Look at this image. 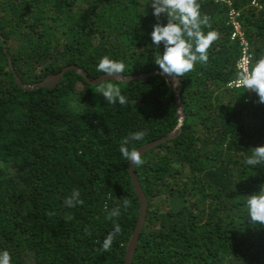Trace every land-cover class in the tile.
<instances>
[{
	"label": "trees",
	"instance_id": "16d2710c",
	"mask_svg": "<svg viewBox=\"0 0 264 264\" xmlns=\"http://www.w3.org/2000/svg\"><path fill=\"white\" fill-rule=\"evenodd\" d=\"M147 3L0 0V252L10 264H124L140 201L119 149L132 133L144 132L128 145L136 151L176 127L170 82L151 75L91 85L69 70L54 86L26 90L7 56L27 86L70 66L94 80L105 74L96 70L103 57L122 62L123 77L160 72ZM197 3L208 18L202 31L217 38L207 63L176 78L179 132L134 166L146 211L131 264H264V225L249 223L245 207L264 185V164H246L264 146V104L227 88L241 52L229 14H239L251 69L264 59V0ZM108 84L124 104L100 95ZM74 191L82 203L69 207ZM117 224L120 233L101 250Z\"/></svg>",
	"mask_w": 264,
	"mask_h": 264
},
{
	"label": "clouds",
	"instance_id": "9594fccd",
	"mask_svg": "<svg viewBox=\"0 0 264 264\" xmlns=\"http://www.w3.org/2000/svg\"><path fill=\"white\" fill-rule=\"evenodd\" d=\"M147 4H150L152 15L157 19L149 35L151 45L155 46L152 47L155 50L154 64L158 66L161 75L173 79L180 78L192 71L195 64L207 63V50L217 36L214 31L207 33L202 31L201 26L207 24L208 18L201 17L197 0H148ZM161 16L166 17V23L160 22ZM161 45L163 51L160 50ZM96 70L109 77L122 76L120 74L124 71V64L103 57L96 65ZM237 81L244 90L254 92L259 98V103L264 104V59L257 60L250 70L244 69L238 72ZM99 92L108 103L114 102V98L120 104L126 102L120 89L112 84L99 89ZM143 137L142 131L132 133L124 139L119 149L122 157L134 166L142 163L140 153L130 150L128 145L133 141L142 140ZM246 164L250 167L264 164V146L252 149ZM65 203L69 207L74 206L75 203H82L79 200V192L74 191ZM245 207L249 223L264 225V185L260 186L258 193L247 197ZM119 212V208H115L110 215L118 216ZM120 231V226L115 225L113 231L103 240L101 250L107 251L114 236ZM10 260L11 257L7 251L0 252V264H10Z\"/></svg>",
	"mask_w": 264,
	"mask_h": 264
},
{
	"label": "water",
	"instance_id": "95a60500",
	"mask_svg": "<svg viewBox=\"0 0 264 264\" xmlns=\"http://www.w3.org/2000/svg\"><path fill=\"white\" fill-rule=\"evenodd\" d=\"M0 39H1V43H2L3 49L6 52L1 36H0ZM7 58H8V65L10 67L11 72L13 73L15 81L17 82V84L21 88L26 89V90L27 89H34V88H37L39 86H44V87L54 86L63 78L64 74L67 71H69V70H73L75 73H77L79 75H82L84 77L85 81L87 83L91 84V85H97V84L103 83V82L108 81V80L115 81V82H128V81H134V80H138V79H141V78H145V77L151 76V75H160V76H162L166 81L170 82V88L172 89V91L175 94L176 104H177V125L167 135V137L162 138V139H160L158 141L149 143V144L139 148L138 150H136V151H138L140 153V157L145 152L151 150L152 148H154L155 146L159 145L160 143H163L165 141H169L170 139H172L179 132V130H180L182 124H183L184 117H183L181 101H180V98H179V91H178V88H177L178 85H179V82H178V80L176 78L173 79V78H170V77H165V76L161 75L160 72L154 71V72H151L149 74H143V75H138V76H134V77H126V78L122 77V76L109 77L106 74H104V75H101V76H99L98 78H96L94 80H89V79L86 78V76L77 67L70 66V67H66V68L62 69L56 75L47 76L39 84H36V85H33V86H27V85L22 84L19 81V79L16 77V75L13 72V69L11 68V63H10L9 57L7 56ZM133 171H134V165H132L130 163L129 172H130V177H131L132 184H133V187H134V191H135V193L138 196L139 201H140V213H139V219H138V223L136 225V228H135V230H134V232H133V234L131 236V239L129 240V243L127 245L124 264H131V260H132L133 253H134V250H135V247H136V244H137V239H138L139 233L141 231V227H142V224H143V221H144L145 211H146L145 198H144V196H143V194L141 192V189H140V187H139V185L137 183V180L135 178V175H134Z\"/></svg>",
	"mask_w": 264,
	"mask_h": 264
},
{
	"label": "built area",
	"instance_id": "2783aa9c",
	"mask_svg": "<svg viewBox=\"0 0 264 264\" xmlns=\"http://www.w3.org/2000/svg\"><path fill=\"white\" fill-rule=\"evenodd\" d=\"M239 14L235 11H231L229 14V24L233 29L232 40L238 42L240 47V58L236 63V70L237 72L243 71L244 69H249L251 55L249 53L248 44L245 40V37L241 31L240 24L238 22ZM250 70V69H249ZM227 88L230 90H244L242 87L239 86L237 79L230 81L227 84Z\"/></svg>",
	"mask_w": 264,
	"mask_h": 264
},
{
	"label": "rangeland",
	"instance_id": "374dc122",
	"mask_svg": "<svg viewBox=\"0 0 264 264\" xmlns=\"http://www.w3.org/2000/svg\"><path fill=\"white\" fill-rule=\"evenodd\" d=\"M246 91H247V93H248V95H247L248 97H247V98L249 99V97H250V95H251V90H246Z\"/></svg>",
	"mask_w": 264,
	"mask_h": 264
}]
</instances>
